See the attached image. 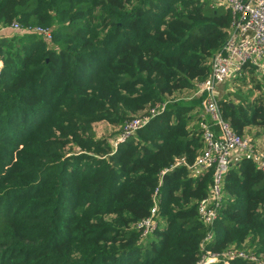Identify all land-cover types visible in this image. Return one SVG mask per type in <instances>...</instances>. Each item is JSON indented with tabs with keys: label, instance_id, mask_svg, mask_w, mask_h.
Masks as SVG:
<instances>
[{
	"label": "trees",
	"instance_id": "16d2710c",
	"mask_svg": "<svg viewBox=\"0 0 264 264\" xmlns=\"http://www.w3.org/2000/svg\"><path fill=\"white\" fill-rule=\"evenodd\" d=\"M15 20L50 26L52 40L13 31ZM230 22L218 0H0V29H10L0 34V174L11 169L16 179L3 190L14 204L0 197V264L195 262L206 231L197 205L211 172L192 176L175 160L191 163L203 146L204 95L192 94ZM254 67L232 78L252 82L258 95L225 80L218 103L235 131L256 125L264 135V83ZM156 102L164 109L116 144L96 135L95 122L120 127ZM70 145L86 151L66 155ZM156 187L157 226L140 237L136 223ZM48 188L58 204L43 218ZM21 200L29 205L19 215ZM213 229L209 248L247 243L264 254V173L248 156L224 174Z\"/></svg>",
	"mask_w": 264,
	"mask_h": 264
},
{
	"label": "built area",
	"instance_id": "2783aa9c",
	"mask_svg": "<svg viewBox=\"0 0 264 264\" xmlns=\"http://www.w3.org/2000/svg\"><path fill=\"white\" fill-rule=\"evenodd\" d=\"M231 12L229 30L221 48L209 59V72L197 84L192 95L203 94V112L200 124L203 127V146L191 163L176 158L175 164L184 162L188 173L197 176L205 171L211 172V181L206 195L198 201L197 209L206 231L200 240V253L193 264H211L221 262L230 264L235 258H241L254 264H264V255L249 248L233 247L224 249L209 248L206 243L212 239L214 224L224 199V174L232 161L241 156L250 157L264 173V148L259 149L247 134L235 131L222 117L218 103V86L221 82L236 76L244 64L255 66L264 83V0H218ZM13 31H34L46 42L52 40V28L48 25H21L17 20L9 26ZM3 59L0 55V71ZM165 102L147 105L142 113L127 119L116 138L122 140L139 127L147 124L153 116L163 110ZM158 187L153 193V202L146 216L137 221L140 237H146L157 226L155 215L158 211Z\"/></svg>",
	"mask_w": 264,
	"mask_h": 264
},
{
	"label": "rangeland",
	"instance_id": "374dc122",
	"mask_svg": "<svg viewBox=\"0 0 264 264\" xmlns=\"http://www.w3.org/2000/svg\"><path fill=\"white\" fill-rule=\"evenodd\" d=\"M10 32V31H9ZM7 33V34H10V33ZM242 75H249V73H246V72H242L241 75L239 76H242ZM238 79V78H237ZM251 85H242L239 80H238V83H233L231 86V88H233V90H236L238 89L239 87H241V90L243 92H246L248 90H250L251 88H253L252 90V95L250 97H254L255 94L258 95V89L254 87V84L252 82H250ZM229 88V87H228ZM187 91V90H186ZM256 92V93H255ZM186 95L189 94V92L185 93ZM179 95H182L181 92H178L176 91L174 93V96L178 97ZM235 100V98H234ZM143 112V111H142ZM140 112V113H142ZM139 114V113H138ZM135 115L134 113L130 114L129 117H127L128 119ZM127 118L124 120L126 121ZM121 128L122 126H118V125H114L112 124L111 122H109L108 120L106 119H103V120H100V121H97L94 123V129H95V132H96V135L99 136V137H104V138H108L110 140L111 143L114 144L116 138L120 135V131H121ZM250 131H252L250 129ZM258 131H253V136H256L258 133ZM260 132V131H259ZM252 136V135H251ZM70 148V149H69ZM68 148L69 150V153L66 152V155H71L72 152L76 153V152H84L86 150L84 149H81L80 147L76 146V145H70ZM16 159V152H14L12 154V161H14ZM13 174L11 172V169H7V171L4 172V174H0V197L5 201L7 199V197H11L10 199V202L9 204H12L13 203V199H14V196L13 195H8L6 192H3V190L10 184H13V180H16L14 179L13 177ZM3 192V193H2ZM51 192L52 190L50 188L46 189V191H44L43 195H42V199L40 200V202H42L41 206H40V210L44 211L45 213L42 215L43 218H49V216L51 215V208L52 206L58 204L57 201H55V198L51 197ZM5 193V195H3ZM14 204V203H13ZM20 212H19V215H22L24 214L23 210L29 205L28 202L24 201V200H21L20 201ZM72 206V205H71ZM72 208V207H71ZM71 208H67L66 210L70 213H72L73 209ZM234 245V244H233ZM233 247H241V248H249V249H253L254 251H256V246H252L251 248L248 247V244L247 243H243L242 245L238 246V245H234ZM263 254V253H262ZM264 255V254H263Z\"/></svg>",
	"mask_w": 264,
	"mask_h": 264
},
{
	"label": "crops",
	"instance_id": "0c3cea01",
	"mask_svg": "<svg viewBox=\"0 0 264 264\" xmlns=\"http://www.w3.org/2000/svg\"><path fill=\"white\" fill-rule=\"evenodd\" d=\"M7 31H10V29H8V28H3V29H0V34L1 33H6ZM254 70H255V72L256 73H258L259 74V71H258V69L256 68V67H254ZM226 83H227V87H229V88H231V86L230 85H232L233 83H235L234 81H233V78L231 79V78H229V79H227L226 80ZM187 92H189V90H187V91H182L181 93H187ZM259 92V91H258ZM256 93V92H255ZM257 94H255V96H256ZM250 129L252 130V131H250ZM253 131H258L257 133V135L256 136H253ZM260 131V132H259ZM245 134H247V135H249L250 137H251V139L253 140V142L256 144V146L259 148V149H263L264 148V135H263V133H262V130H261V128L259 127V126H256V125H251V126H249L248 128H247V130L245 131ZM252 135V136H251Z\"/></svg>",
	"mask_w": 264,
	"mask_h": 264
}]
</instances>
